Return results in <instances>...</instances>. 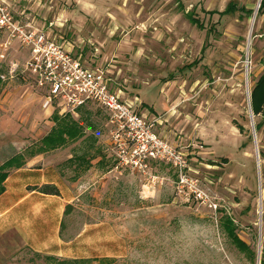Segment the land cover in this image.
Instances as JSON below:
<instances>
[{"label": "rangeland", "instance_id": "374dc122", "mask_svg": "<svg viewBox=\"0 0 264 264\" xmlns=\"http://www.w3.org/2000/svg\"><path fill=\"white\" fill-rule=\"evenodd\" d=\"M260 2L53 0L65 17L51 10L46 19L56 18L55 24L27 23L83 67L101 70L110 90L132 102L173 153L166 163L147 161L142 171L117 165V128L99 106L88 103L72 113L52 99L45 107L49 85L38 87L29 48L0 31V159L38 153L54 115L82 128L80 138L37 165L57 164L63 172L52 185L59 192L55 206L45 204L50 211L64 207L61 221L49 224L53 243L37 254L8 231L0 235V264L264 262V120L251 109ZM229 3L235 12L222 14ZM7 4L16 20L25 17ZM20 4L24 9L31 2ZM180 160L182 169L175 166ZM80 172L85 175L77 182ZM224 218L233 220L247 250L228 238ZM34 228L42 233L44 223Z\"/></svg>", "mask_w": 264, "mask_h": 264}, {"label": "built area", "instance_id": "2783aa9c", "mask_svg": "<svg viewBox=\"0 0 264 264\" xmlns=\"http://www.w3.org/2000/svg\"><path fill=\"white\" fill-rule=\"evenodd\" d=\"M0 31L8 40L29 48V67L36 75L38 87L49 85L45 107L51 106L54 99L72 113L88 103L106 112L110 123L117 128L113 139L120 149L115 158L118 166L142 171L147 161L165 162L169 156H173L155 139V135L150 132V125L137 114L134 104L121 101L119 94L110 90V79L101 70L83 67L78 59L56 47L42 31L16 20L4 0H0ZM249 64L247 61L246 67ZM124 143L128 144V156L122 148ZM175 166L182 169L185 163L176 161ZM195 196L202 198L198 193Z\"/></svg>", "mask_w": 264, "mask_h": 264}, {"label": "crops", "instance_id": "0c3cea01", "mask_svg": "<svg viewBox=\"0 0 264 264\" xmlns=\"http://www.w3.org/2000/svg\"><path fill=\"white\" fill-rule=\"evenodd\" d=\"M23 2L25 4L31 2V4L21 9L17 4L21 5L20 3ZM52 2L53 0H6V3L15 6L16 9H19L17 11L25 16L22 18H17L16 16L17 19L24 24H33L38 27H46L50 23L55 24L56 18L51 20L46 19L51 10H55L57 14L65 17L66 13L58 11V8H55ZM83 5L87 4L83 2ZM83 7L85 9V6ZM41 14L44 15L43 21H39L35 17ZM254 61L257 66L255 76L258 78L264 73V10L260 13L257 23V33L254 41ZM53 151L31 153L32 156L29 158H26L25 154L17 152L8 158L0 159V168L11 158L16 157L18 159L15 166L4 170L7 176L1 184L0 235L8 231L18 233L24 245L37 254L44 252L45 248H48L53 243L54 239L48 233L50 221L55 226L58 219L59 222L61 221L62 214L64 213V207L61 210H55L56 207H54L55 209L53 208L52 211L46 208V205L49 203H54L53 206H55L53 199L57 198V196L45 195L35 189L43 185H57L60 183V177L63 172L60 168H57V164H52L49 168H46L44 165L37 167L44 156L50 155ZM46 169L50 172L49 176L51 174V176H55L54 181H51L48 177ZM84 175L85 172H80V178H78L77 182L83 179ZM64 180V183L69 182H65ZM58 211H60L59 216L57 215ZM35 223L40 225L44 223V232L41 233L40 229L35 231Z\"/></svg>", "mask_w": 264, "mask_h": 264}, {"label": "trees", "instance_id": "16d2710c", "mask_svg": "<svg viewBox=\"0 0 264 264\" xmlns=\"http://www.w3.org/2000/svg\"><path fill=\"white\" fill-rule=\"evenodd\" d=\"M235 5L232 3L228 4V8L221 12L224 13H233L235 12ZM264 10V0L260 2V8L258 11V15ZM242 11H245L242 9ZM216 12H210V14H214ZM191 15V14H190ZM188 15L189 21L197 26V28H203L202 24L199 22L198 19L191 17ZM251 109L254 116H261L262 120H264V73L259 77L258 81L255 83L251 91ZM54 122V126L51 128L50 132L41 139V145L38 147V152H45L49 150H55L61 147H64L68 142H72L82 136V128L80 125L74 121H72L68 117H58L54 115L52 117ZM257 123L255 125L256 131L260 129L261 123ZM240 132H244L243 128L239 125L236 126ZM17 158L13 157L9 159L1 168H0V193L2 192V182L5 180L7 174L4 172L5 169L11 168L16 165ZM37 189L38 192L45 194V195H52L58 196L59 192L55 186L52 185H43ZM69 207V206H67ZM221 227L224 229V232L231 240V242L240 250L245 251L247 250V246L240 241L236 234H235V225L232 219L228 220L224 218L222 219ZM261 264H264L262 262Z\"/></svg>", "mask_w": 264, "mask_h": 264}]
</instances>
